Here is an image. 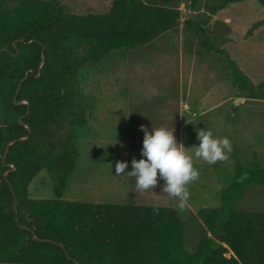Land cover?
I'll list each match as a JSON object with an SVG mask.
<instances>
[{"label": "trees", "instance_id": "trees-1", "mask_svg": "<svg viewBox=\"0 0 264 264\" xmlns=\"http://www.w3.org/2000/svg\"><path fill=\"white\" fill-rule=\"evenodd\" d=\"M235 1L222 0L211 15ZM181 15L143 0H115L105 13L84 15L66 13L58 0H0V264H264V212L236 207L250 187H264L257 161L246 168L236 160L220 206L198 212L210 236L193 252L173 208L63 199L80 155L77 129L90 120L79 104L81 69L112 51L149 45L177 28ZM263 27L264 18L248 35ZM198 30L208 52L226 56L234 86L264 100L230 54ZM90 157L96 163L122 159L111 149ZM43 170L52 177L54 198H30L29 186Z\"/></svg>", "mask_w": 264, "mask_h": 264}, {"label": "rangeland", "instance_id": "rangeland-1", "mask_svg": "<svg viewBox=\"0 0 264 264\" xmlns=\"http://www.w3.org/2000/svg\"><path fill=\"white\" fill-rule=\"evenodd\" d=\"M69 14H102L115 0H58ZM145 3L178 8L184 14L177 28L152 43L136 49L110 52L99 64L87 63L79 73L81 109L90 120L77 129L79 159L63 199L98 204H144L167 206L177 211L186 239L193 252L210 236L198 212L220 206L221 190L235 173V161L249 167L257 161L264 168V100L240 92L226 56L204 47V28L213 43L226 50L241 74L251 80L255 92H264V27L253 36L248 32L264 18V7L256 0H238L211 15L222 0H143ZM212 17L211 20L209 18ZM4 115L0 101V124ZM144 126L174 128L177 143L193 157L199 179L188 185L190 197L185 207L163 192L159 179L152 190L136 189L133 158L140 160ZM215 137H227L233 151L229 159L210 165L195 157L200 130ZM99 149L118 152L127 162L125 173L117 176L116 162L96 163L91 154ZM33 199L54 198L53 180L41 171L29 186ZM239 210L264 212V187L254 185L236 204Z\"/></svg>", "mask_w": 264, "mask_h": 264}, {"label": "clouds", "instance_id": "clouds-1", "mask_svg": "<svg viewBox=\"0 0 264 264\" xmlns=\"http://www.w3.org/2000/svg\"><path fill=\"white\" fill-rule=\"evenodd\" d=\"M141 128L144 132L141 155L146 159L133 158L132 171L126 174L136 178V189L141 192L155 188L159 177L165 182L163 192L177 199L178 207L183 209L190 197L188 185L199 179V170L193 166V157L182 144L177 143L174 128H152L151 132L144 126ZM197 138L200 143L195 147L196 158L203 159L210 165L229 159L233 148L227 137H215L207 129L200 130ZM127 167V162H116V175L124 174ZM153 212L158 215V208H154Z\"/></svg>", "mask_w": 264, "mask_h": 264}, {"label": "water", "instance_id": "water-1", "mask_svg": "<svg viewBox=\"0 0 264 264\" xmlns=\"http://www.w3.org/2000/svg\"><path fill=\"white\" fill-rule=\"evenodd\" d=\"M184 14L182 13V15H181V18L182 19H184ZM5 49V48H4ZM3 51V49H0V53ZM26 103V104H28L29 105V102L28 101H16L15 102V104H21V103ZM21 124H23L21 121H19ZM12 143H10L9 145H8V147L11 145ZM7 154H8V148H7V150L5 151V154L3 155V161L5 160V158H6V156H7ZM10 185V184H9ZM10 187H11V185H10ZM11 190H12V192H13V195H14V199H15V202H16V196H15V193H14V191H13V189H12V187H11ZM24 229H26V227H23ZM222 237H223V234H219L218 236H217V240L220 242L221 240H222ZM42 241H44V242H52L51 240H42ZM61 247H64L63 245H61Z\"/></svg>", "mask_w": 264, "mask_h": 264}, {"label": "crops", "instance_id": "crops-1", "mask_svg": "<svg viewBox=\"0 0 264 264\" xmlns=\"http://www.w3.org/2000/svg\"><path fill=\"white\" fill-rule=\"evenodd\" d=\"M0 126H1V124H0Z\"/></svg>", "mask_w": 264, "mask_h": 264}]
</instances>
